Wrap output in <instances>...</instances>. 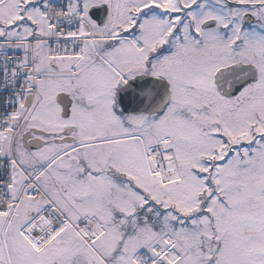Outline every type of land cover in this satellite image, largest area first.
I'll list each match as a JSON object with an SVG mask.
<instances>
[{
    "label": "snow or ice",
    "instance_id": "snow-or-ice-1",
    "mask_svg": "<svg viewBox=\"0 0 264 264\" xmlns=\"http://www.w3.org/2000/svg\"><path fill=\"white\" fill-rule=\"evenodd\" d=\"M0 264H264V0H0Z\"/></svg>",
    "mask_w": 264,
    "mask_h": 264
}]
</instances>
